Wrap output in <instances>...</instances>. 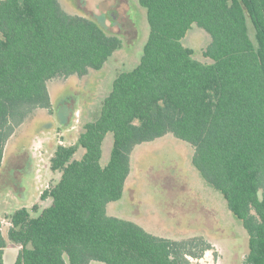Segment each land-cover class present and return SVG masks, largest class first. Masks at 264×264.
I'll use <instances>...</instances> for the list:
<instances>
[{
	"label": "trees",
	"instance_id": "trees-1",
	"mask_svg": "<svg viewBox=\"0 0 264 264\" xmlns=\"http://www.w3.org/2000/svg\"><path fill=\"white\" fill-rule=\"evenodd\" d=\"M138 3L149 25L139 63L117 75L99 117L76 141L55 148L49 166L60 176L40 194L49 204L35 217L26 208L10 214L6 237L0 226V264L7 241L19 247L13 264L201 258L210 249L203 238L160 237L106 211L122 196L134 147L167 133L193 147V166L241 221L248 234L242 264H264V0ZM192 24L211 36L203 52L209 64L181 43ZM121 45L59 0H0V167L17 127L36 109H51L48 82L100 69ZM107 133L113 143L102 166ZM79 147L84 153L75 159Z\"/></svg>",
	"mask_w": 264,
	"mask_h": 264
},
{
	"label": "rangeland",
	"instance_id": "rangeland-1",
	"mask_svg": "<svg viewBox=\"0 0 264 264\" xmlns=\"http://www.w3.org/2000/svg\"><path fill=\"white\" fill-rule=\"evenodd\" d=\"M59 2L69 13L95 19L119 37L122 45L98 70H89L82 77L50 80L51 109H36L7 140L0 167V226L5 237L14 211L26 208L35 217L49 204L50 200H41L40 194L60 176L49 166L55 148L73 144L84 125L99 117L114 79L139 63L149 34L146 10L138 0ZM248 27L254 40L250 22ZM210 42L211 36L196 24L181 39L192 49L193 57L204 64L212 62L203 55ZM112 143L113 136L107 133L102 142V166L109 160ZM83 153L79 147L74 158L80 159ZM192 155L193 147L171 133L136 145L122 196L107 204V214L131 220L160 237L203 238L210 249L199 259L189 257L191 264H242L248 253V234L221 193L193 166ZM18 249L7 241L4 264L14 263Z\"/></svg>",
	"mask_w": 264,
	"mask_h": 264
}]
</instances>
